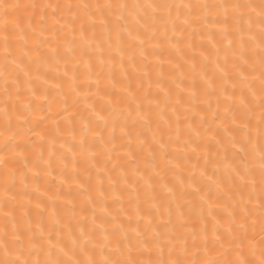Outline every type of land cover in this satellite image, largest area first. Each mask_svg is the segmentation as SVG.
Instances as JSON below:
<instances>
[{
    "label": "snow or ice",
    "instance_id": "snow-or-ice-1",
    "mask_svg": "<svg viewBox=\"0 0 264 264\" xmlns=\"http://www.w3.org/2000/svg\"><path fill=\"white\" fill-rule=\"evenodd\" d=\"M0 264H264V0H0Z\"/></svg>",
    "mask_w": 264,
    "mask_h": 264
}]
</instances>
